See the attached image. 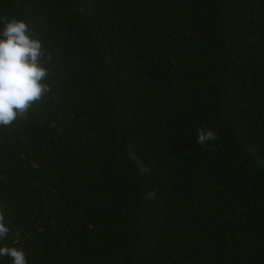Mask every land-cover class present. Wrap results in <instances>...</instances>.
Instances as JSON below:
<instances>
[{"label": "trees", "instance_id": "obj_1", "mask_svg": "<svg viewBox=\"0 0 264 264\" xmlns=\"http://www.w3.org/2000/svg\"><path fill=\"white\" fill-rule=\"evenodd\" d=\"M0 16L42 42L51 89L0 126V246L27 264H264V0H0Z\"/></svg>", "mask_w": 264, "mask_h": 264}, {"label": "clouds", "instance_id": "obj_2", "mask_svg": "<svg viewBox=\"0 0 264 264\" xmlns=\"http://www.w3.org/2000/svg\"><path fill=\"white\" fill-rule=\"evenodd\" d=\"M0 24V126L9 127L25 118L51 89L42 42L33 38L28 24L6 16H0ZM196 131L197 143L201 145L215 139L212 130ZM9 231L0 212V241L7 238ZM0 256L11 258L12 264H27L26 254L16 247L0 246Z\"/></svg>", "mask_w": 264, "mask_h": 264}]
</instances>
